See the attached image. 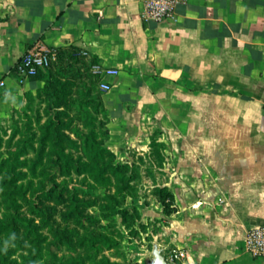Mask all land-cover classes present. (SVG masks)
<instances>
[{
  "label": "crops",
  "instance_id": "0c3cea01",
  "mask_svg": "<svg viewBox=\"0 0 264 264\" xmlns=\"http://www.w3.org/2000/svg\"><path fill=\"white\" fill-rule=\"evenodd\" d=\"M144 5L0 0V120L45 85L15 71L27 50L87 52L91 67L118 71L95 77L117 161L165 144L156 186L172 210L127 197L162 219L157 244L132 243L127 264H154L156 250L168 264H264L245 249L248 230L264 225V0H179L163 22L143 19Z\"/></svg>",
  "mask_w": 264,
  "mask_h": 264
},
{
  "label": "trees",
  "instance_id": "16d2710c",
  "mask_svg": "<svg viewBox=\"0 0 264 264\" xmlns=\"http://www.w3.org/2000/svg\"><path fill=\"white\" fill-rule=\"evenodd\" d=\"M55 65L33 77H43L45 85L36 94L29 93L26 101L47 96L48 120L41 124L39 117V130L21 131L17 127L5 146L7 151L0 156V264H88L87 257L96 261L94 264H115L103 253L119 242L103 231H94L92 225L103 220L115 223L116 213L123 208L118 193L106 192L100 200L97 185L112 184L107 173L118 174L120 166L115 165L116 157L107 141L97 140L96 130L83 140L84 156H75L73 151L81 150L80 146L66 132L69 124L56 105L54 79L45 75ZM103 111L108 121L104 107ZM106 134L108 138V124ZM152 146L165 149L157 139ZM164 159L163 154L161 162ZM72 175H85L93 182L60 181ZM158 189L168 191L167 187ZM169 195L172 200L171 192ZM93 208L97 210L90 211ZM109 228L107 224L102 230ZM81 251H87V256Z\"/></svg>",
  "mask_w": 264,
  "mask_h": 264
},
{
  "label": "rangeland",
  "instance_id": "374dc122",
  "mask_svg": "<svg viewBox=\"0 0 264 264\" xmlns=\"http://www.w3.org/2000/svg\"><path fill=\"white\" fill-rule=\"evenodd\" d=\"M45 75L46 77L52 76L54 79V88L59 100L56 105L59 110L64 111L62 119L65 123L69 124L66 132L80 146L81 150L73 151L75 156H84V151L82 150L84 146L83 140L93 130H96L98 134V141H107V116L103 111L101 90L90 64L75 55H67L63 56L54 68L47 71ZM49 103L50 100L47 96H36L23 109L16 111L9 118L0 120V137L4 144V146L0 147V156L7 151L5 146L13 138L17 127L21 131L39 130V117H41V124L48 120ZM151 152H153V156H151ZM131 156L130 162L117 161L116 158L113 160L115 165H119L120 167L118 174L114 176L111 171L107 173L110 180H112V184L108 187H103L102 183H97L100 200H102L101 198L106 192H109L111 195L118 193L120 195L117 199L123 207L116 213L115 223L111 224L109 221L103 220L97 225H92L94 231H103L119 242L118 246L110 249L105 248L103 253L115 264H127L129 255L132 252V243L141 246L147 245L151 240L156 242L155 237L162 231V219H160V216L148 220L144 209H138L133 204L135 201L127 198L129 195L141 196V200L146 199L147 202L153 203L154 207H156L155 205H159L163 208L165 205L166 211L172 209L170 191H161L158 189L159 186H156L160 178L166 176L161 169V159L163 156L161 147L156 146L152 151L144 153L133 151L131 152ZM61 180H67L70 184L93 182L90 178L87 179L85 175H72L61 178ZM81 197L84 198L83 195ZM48 203L53 204L52 202ZM95 210L97 209L93 208L90 211ZM107 224L112 228L105 231L102 230V227L107 226ZM87 253V251H81L83 256H87ZM86 262L94 264L96 261L92 262L87 257Z\"/></svg>",
  "mask_w": 264,
  "mask_h": 264
},
{
  "label": "built area",
  "instance_id": "2783aa9c",
  "mask_svg": "<svg viewBox=\"0 0 264 264\" xmlns=\"http://www.w3.org/2000/svg\"><path fill=\"white\" fill-rule=\"evenodd\" d=\"M179 0H145L142 17L145 20H153L156 22H163L165 20L175 18L176 8ZM64 55L63 50L56 48L36 47L30 48L20 58L15 66V71L22 77L29 78L39 74L43 69H47L60 61ZM75 56H86L87 52H75ZM95 75L99 74H116L115 69L104 68L101 65H93L91 67ZM4 85V81L0 82ZM111 86L107 83L101 84L102 90H109ZM245 249L255 259L264 261V225L250 228L245 238ZM185 252L173 251L170 254L169 260L171 262L185 257Z\"/></svg>",
  "mask_w": 264,
  "mask_h": 264
},
{
  "label": "water",
  "instance_id": "95a60500",
  "mask_svg": "<svg viewBox=\"0 0 264 264\" xmlns=\"http://www.w3.org/2000/svg\"><path fill=\"white\" fill-rule=\"evenodd\" d=\"M155 254H156V260L154 264H168L166 258L160 253L159 250H156Z\"/></svg>",
  "mask_w": 264,
  "mask_h": 264
}]
</instances>
